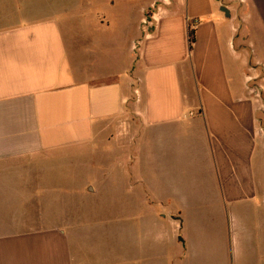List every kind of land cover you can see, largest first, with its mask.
<instances>
[{
    "label": "crops",
    "instance_id": "obj_1",
    "mask_svg": "<svg viewBox=\"0 0 264 264\" xmlns=\"http://www.w3.org/2000/svg\"><path fill=\"white\" fill-rule=\"evenodd\" d=\"M146 1L0 0V264H264V0ZM127 118L117 167L199 205L150 217L131 255L31 225L69 155L119 141Z\"/></svg>",
    "mask_w": 264,
    "mask_h": 264
},
{
    "label": "rangeland",
    "instance_id": "obj_2",
    "mask_svg": "<svg viewBox=\"0 0 264 264\" xmlns=\"http://www.w3.org/2000/svg\"><path fill=\"white\" fill-rule=\"evenodd\" d=\"M146 3V0H135V6L141 8ZM130 118L117 126L121 137L119 141L113 140L108 144L98 141L90 148L69 155L71 162L58 168V179L50 182L58 188L61 198L30 199V206L37 209V213L31 215V225L35 222L37 225L39 222H46V225L50 224L47 222H56L67 229L72 227L82 238L86 235L92 241V251L98 255L102 250L113 253L118 248L119 238V248L131 255L133 230L151 221L150 217L157 214L165 216L182 206L199 205L196 195L186 190H179L178 193L175 189L172 191L176 182L155 181L141 186L130 181V167H117V160L121 161L132 154ZM181 183L191 182L183 180ZM150 184L152 189L149 188ZM184 216L186 224L190 226L192 223L212 222L213 215L189 210ZM157 223L160 225L158 231H166L167 225ZM174 248H178V245ZM170 250L167 248V251L158 254H166L169 259L178 249L175 252Z\"/></svg>",
    "mask_w": 264,
    "mask_h": 264
},
{
    "label": "trees",
    "instance_id": "obj_3",
    "mask_svg": "<svg viewBox=\"0 0 264 264\" xmlns=\"http://www.w3.org/2000/svg\"><path fill=\"white\" fill-rule=\"evenodd\" d=\"M189 42H190V48H192V44L194 42V34H193V31L191 30L189 32Z\"/></svg>",
    "mask_w": 264,
    "mask_h": 264
},
{
    "label": "water",
    "instance_id": "obj_4",
    "mask_svg": "<svg viewBox=\"0 0 264 264\" xmlns=\"http://www.w3.org/2000/svg\"><path fill=\"white\" fill-rule=\"evenodd\" d=\"M220 11H222V12L225 14V16H226V17H229V16H230V14H229V12H228V9H227V8H225V7H222V8L220 9Z\"/></svg>",
    "mask_w": 264,
    "mask_h": 264
},
{
    "label": "built area",
    "instance_id": "obj_5",
    "mask_svg": "<svg viewBox=\"0 0 264 264\" xmlns=\"http://www.w3.org/2000/svg\"><path fill=\"white\" fill-rule=\"evenodd\" d=\"M255 94L257 95V92Z\"/></svg>",
    "mask_w": 264,
    "mask_h": 264
}]
</instances>
